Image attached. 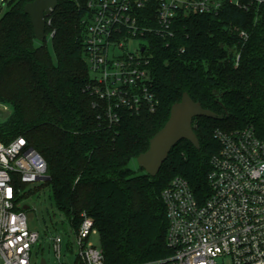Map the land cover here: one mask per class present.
Here are the masks:
<instances>
[{
	"label": "trees",
	"instance_id": "trees-1",
	"mask_svg": "<svg viewBox=\"0 0 264 264\" xmlns=\"http://www.w3.org/2000/svg\"><path fill=\"white\" fill-rule=\"evenodd\" d=\"M31 1L4 0L0 103L12 112L0 123V140L23 136L45 158L48 179L35 189L51 190L73 232L84 213L94 221L103 264H161L173 252L163 190L183 177L198 197L209 195L211 160L221 147L217 130L252 126L264 137V3L247 11L225 4L218 13L180 12L172 36L148 33L157 107L122 109L112 122L88 88L83 20L89 0H59L47 17L55 58L24 11ZM185 93L214 114L193 120L199 145L181 140L155 177L143 169L137 174L130 162L149 148ZM75 264L85 263L76 258Z\"/></svg>",
	"mask_w": 264,
	"mask_h": 264
},
{
	"label": "built area",
	"instance_id": "built-area-1",
	"mask_svg": "<svg viewBox=\"0 0 264 264\" xmlns=\"http://www.w3.org/2000/svg\"><path fill=\"white\" fill-rule=\"evenodd\" d=\"M264 0H89L86 60L92 82L88 87L103 103L112 122L120 111H154L146 35H173L180 12L218 13L225 4L244 10ZM144 16V17H143ZM154 20V21H153ZM247 39L248 34L239 30ZM144 42L129 47L131 40ZM144 48V50H142ZM118 50V51H116ZM240 55L237 56L239 60ZM221 147L211 160L209 195L200 198L190 182L175 177L163 190L168 219L167 243L172 255L161 264H264V137L252 126L216 132ZM48 177L45 158L20 136L0 140V264H40L42 236L30 229L23 201ZM69 244L85 264H103V253L91 241L94 221H83ZM58 259L63 238H50ZM48 264V263H47Z\"/></svg>",
	"mask_w": 264,
	"mask_h": 264
},
{
	"label": "water",
	"instance_id": "water-1",
	"mask_svg": "<svg viewBox=\"0 0 264 264\" xmlns=\"http://www.w3.org/2000/svg\"><path fill=\"white\" fill-rule=\"evenodd\" d=\"M58 2L59 0H33L24 6V11L30 16L35 36L39 41H44L47 37V17L53 14ZM213 115L212 111L205 109L200 102L194 101L189 94L185 93L181 101L172 106L170 117L165 125L151 138L149 148L137 157L140 168L146 174L155 177L171 150L181 140H188L198 146L199 141L194 131L193 120L198 116ZM40 264H47V260L43 258Z\"/></svg>",
	"mask_w": 264,
	"mask_h": 264
},
{
	"label": "rangeland",
	"instance_id": "rangeland-1",
	"mask_svg": "<svg viewBox=\"0 0 264 264\" xmlns=\"http://www.w3.org/2000/svg\"><path fill=\"white\" fill-rule=\"evenodd\" d=\"M6 10L7 5L4 3V0H0V18ZM140 42L143 43L144 41L141 38L131 40L129 47L132 48L135 45H139ZM46 45L55 58L51 35H48ZM11 112L12 108L10 104L0 103V123L9 117ZM130 167L137 174L143 173L137 159H133L130 162ZM23 203L29 207L25 211L30 229L39 231L42 236V246L38 259L45 258L48 264H75L77 250L69 244L73 237L71 233L72 227L67 217L56 207L51 190L49 188H42L37 192V189H32L28 192V196ZM56 235H60L63 238L62 256L60 259L56 256L50 241V238ZM91 241L97 247H100L101 241L98 233L91 236Z\"/></svg>",
	"mask_w": 264,
	"mask_h": 264
}]
</instances>
